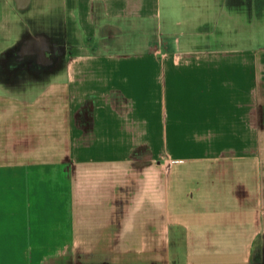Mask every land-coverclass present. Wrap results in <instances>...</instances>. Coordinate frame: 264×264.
I'll return each mask as SVG.
<instances>
[{
  "label": "crops",
  "instance_id": "0c3cea01",
  "mask_svg": "<svg viewBox=\"0 0 264 264\" xmlns=\"http://www.w3.org/2000/svg\"><path fill=\"white\" fill-rule=\"evenodd\" d=\"M60 1L0 0V264H264V54L214 40L264 0Z\"/></svg>",
  "mask_w": 264,
  "mask_h": 264
},
{
  "label": "rangeland",
  "instance_id": "374dc122",
  "mask_svg": "<svg viewBox=\"0 0 264 264\" xmlns=\"http://www.w3.org/2000/svg\"><path fill=\"white\" fill-rule=\"evenodd\" d=\"M57 5H60L59 2H61L60 0H56ZM225 2H232V0H214L213 3H215L216 8ZM249 3V2H248ZM228 21L222 23V27L220 28L222 30V32L218 35H215L214 40H217V37L219 39H225V41H235V40H239L240 41V46L246 49H252V50H256L259 51L260 53L264 54V24L263 25H258L256 22L250 24H243L241 23V27H237V25L235 23H237L236 21L234 22L233 19H229L227 18ZM224 20V19H222ZM29 78V77H28ZM163 254V253H162ZM178 263H186V256L184 253H178ZM164 256V255H162ZM132 257L135 258V260H137V262L139 263H145V260L143 258V255H137L136 253L131 254V256L129 254L126 253H120L118 256V259H113V261H111V263H118V264H124V263H129L130 259H132ZM165 260V257H162V260ZM160 261L157 259L156 261L154 260V262L152 261V263H159ZM163 262V261H162ZM110 263V261H109ZM161 263V262H160Z\"/></svg>",
  "mask_w": 264,
  "mask_h": 264
}]
</instances>
